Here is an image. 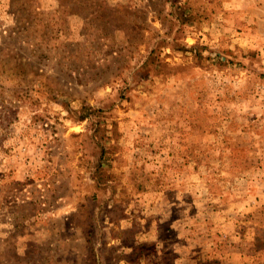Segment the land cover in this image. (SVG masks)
Masks as SVG:
<instances>
[{"label": "rangeland", "instance_id": "rangeland-1", "mask_svg": "<svg viewBox=\"0 0 264 264\" xmlns=\"http://www.w3.org/2000/svg\"><path fill=\"white\" fill-rule=\"evenodd\" d=\"M0 264H264V0H0Z\"/></svg>", "mask_w": 264, "mask_h": 264}]
</instances>
